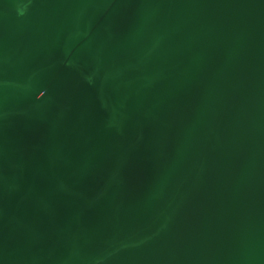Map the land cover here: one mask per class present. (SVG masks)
I'll use <instances>...</instances> for the list:
<instances>
[{"label": "water", "instance_id": "95a60500", "mask_svg": "<svg viewBox=\"0 0 264 264\" xmlns=\"http://www.w3.org/2000/svg\"><path fill=\"white\" fill-rule=\"evenodd\" d=\"M0 264H264V0H0Z\"/></svg>", "mask_w": 264, "mask_h": 264}]
</instances>
